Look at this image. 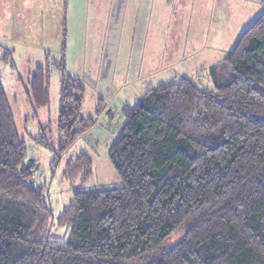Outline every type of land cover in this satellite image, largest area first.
Wrapping results in <instances>:
<instances>
[{
	"label": "trees",
	"instance_id": "16d2710c",
	"mask_svg": "<svg viewBox=\"0 0 264 264\" xmlns=\"http://www.w3.org/2000/svg\"><path fill=\"white\" fill-rule=\"evenodd\" d=\"M259 17L209 70L214 92L189 78L149 89L124 112L110 148L123 186L80 189L93 161L81 152L65 175L73 201L57 220L19 136L0 78V264H264V0ZM49 71L32 90L48 104ZM59 151L84 123V88L63 75ZM48 145V144H47ZM179 230L181 238L167 248Z\"/></svg>",
	"mask_w": 264,
	"mask_h": 264
},
{
	"label": "rangeland",
	"instance_id": "374dc122",
	"mask_svg": "<svg viewBox=\"0 0 264 264\" xmlns=\"http://www.w3.org/2000/svg\"><path fill=\"white\" fill-rule=\"evenodd\" d=\"M262 11V0H0V78L28 149L25 161L36 165L32 181L45 187L53 233L65 240L70 234L57 225L73 201L64 173L69 159L81 152L92 158V176L80 189L122 187L109 152L125 108L149 89L183 78L214 92L209 69ZM39 67L49 71L48 104H39L32 90ZM63 75L83 86L81 111L91 126L60 152ZM182 234L176 231L166 247Z\"/></svg>",
	"mask_w": 264,
	"mask_h": 264
}]
</instances>
